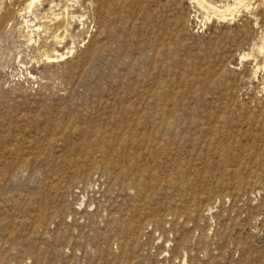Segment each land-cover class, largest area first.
I'll return each mask as SVG.
<instances>
[{
	"label": "rangeland",
	"instance_id": "obj_1",
	"mask_svg": "<svg viewBox=\"0 0 264 264\" xmlns=\"http://www.w3.org/2000/svg\"><path fill=\"white\" fill-rule=\"evenodd\" d=\"M0 264H264V0H0Z\"/></svg>",
	"mask_w": 264,
	"mask_h": 264
},
{
	"label": "bare ground",
	"instance_id": "obj_2",
	"mask_svg": "<svg viewBox=\"0 0 264 264\" xmlns=\"http://www.w3.org/2000/svg\"><path fill=\"white\" fill-rule=\"evenodd\" d=\"M197 2V1H196ZM62 56V55H61Z\"/></svg>",
	"mask_w": 264,
	"mask_h": 264
}]
</instances>
